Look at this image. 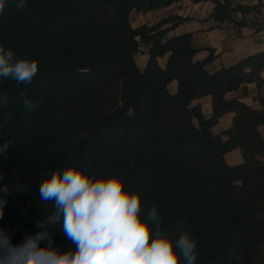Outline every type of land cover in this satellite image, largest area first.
Returning <instances> with one entry per match:
<instances>
[{
  "label": "trees",
  "instance_id": "16d2710c",
  "mask_svg": "<svg viewBox=\"0 0 264 264\" xmlns=\"http://www.w3.org/2000/svg\"><path fill=\"white\" fill-rule=\"evenodd\" d=\"M177 1L26 0L17 10L16 0H6L0 45L37 60L39 68L29 85L0 82L10 101L0 109V123L7 121L0 143L14 142L0 156V187L10 189L0 229L14 244L46 230L53 247L71 246L62 225L43 229L36 222L54 209L39 198L42 172L77 162L97 177L121 176L127 190L140 193L142 214L158 208L169 234L186 224L197 240L195 264H264V97L255 109L226 96L243 84L264 83V50L209 72L213 50L195 60L193 34H170L182 18L132 25V12ZM192 1L213 2L211 18L239 29L262 0ZM143 52L148 60L140 68L136 57ZM21 93L38 107L25 108ZM206 96L209 117L194 105ZM227 113L231 125L215 134ZM235 149L243 161L229 165L225 155ZM17 181L30 187L19 192Z\"/></svg>",
  "mask_w": 264,
  "mask_h": 264
},
{
  "label": "clouds",
  "instance_id": "9594fccd",
  "mask_svg": "<svg viewBox=\"0 0 264 264\" xmlns=\"http://www.w3.org/2000/svg\"><path fill=\"white\" fill-rule=\"evenodd\" d=\"M5 6L6 0H0V14ZM15 6L23 9L26 0H16ZM38 70L37 60L19 58L11 48L0 45V82L29 85ZM21 98L25 108L38 107L25 93ZM9 102L7 94L0 92V109ZM6 123H0V128ZM13 144L11 140L0 143V156ZM42 176L39 198L52 203L54 209L36 226L62 225L71 246L63 250L53 247L46 230L14 244L0 229V264H195L197 240L191 229L182 224L175 234L162 230L158 208L152 206L142 214L140 193L127 190L121 176L97 177L77 162L46 169ZM29 187L16 183L19 192ZM9 191L7 185L0 187V218ZM44 239L48 244L42 248L39 242Z\"/></svg>",
  "mask_w": 264,
  "mask_h": 264
},
{
  "label": "crops",
  "instance_id": "0c3cea01",
  "mask_svg": "<svg viewBox=\"0 0 264 264\" xmlns=\"http://www.w3.org/2000/svg\"><path fill=\"white\" fill-rule=\"evenodd\" d=\"M235 3L258 5V0H234ZM215 4L211 1H202L194 3L192 0H181L174 2L168 7L153 11L161 12L155 20L143 21L142 23L132 25L138 26L140 24H153L159 20L169 17L177 16L182 18L174 30L170 32L171 35L192 33L193 44L197 49L195 60L202 61L205 59L210 50H213L214 57L206 65L209 72H213L221 67L230 66L248 55L255 54L264 50V0L261 1V6L257 13L251 12L245 15L246 24L241 28H237L233 21H226L217 24L212 18L211 13ZM149 12L147 14H151ZM234 18L237 20L238 18ZM132 22V21H131ZM148 60V55L143 52L136 57V62L140 68H143ZM166 57L160 59V64L165 65ZM262 79L264 81V70L262 71ZM170 90L175 92L177 89V81H173ZM228 98H238L248 106L261 109L258 97H264V83L259 86L255 82L246 83L240 86L237 91L229 92L226 95ZM200 105L206 117L212 114L211 97L206 96L194 101V105ZM233 113L223 115L218 124H216L212 131L215 134L231 125ZM260 132L264 137V127H260Z\"/></svg>",
  "mask_w": 264,
  "mask_h": 264
},
{
  "label": "rangeland",
  "instance_id": "374dc122",
  "mask_svg": "<svg viewBox=\"0 0 264 264\" xmlns=\"http://www.w3.org/2000/svg\"><path fill=\"white\" fill-rule=\"evenodd\" d=\"M161 12H153L151 14H142V13H137V12H132L130 15L131 21L133 25L142 23L143 21H149L151 22L152 20H155L157 16H160ZM139 56V55H138ZM226 162L229 165H235L239 164L243 161V156L242 152L240 149H235L233 151L228 152L225 155Z\"/></svg>",
  "mask_w": 264,
  "mask_h": 264
},
{
  "label": "built area",
  "instance_id": "2783aa9c",
  "mask_svg": "<svg viewBox=\"0 0 264 264\" xmlns=\"http://www.w3.org/2000/svg\"><path fill=\"white\" fill-rule=\"evenodd\" d=\"M235 17L238 18V19L241 18L242 17L241 12L240 11H236L235 12Z\"/></svg>",
  "mask_w": 264,
  "mask_h": 264
}]
</instances>
